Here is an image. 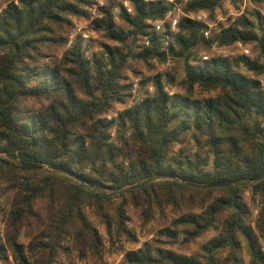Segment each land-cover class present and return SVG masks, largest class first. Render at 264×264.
I'll list each match as a JSON object with an SVG mask.
<instances>
[{
  "label": "trees",
  "instance_id": "16d2710c",
  "mask_svg": "<svg viewBox=\"0 0 264 264\" xmlns=\"http://www.w3.org/2000/svg\"><path fill=\"white\" fill-rule=\"evenodd\" d=\"M16 1L0 0V189H19L6 210L0 264H74L88 251L99 255L105 242L87 207L102 220L110 246L125 251V244L140 243L131 205L144 226L167 207L187 211L126 252L127 264H218L227 249L237 262L241 240L249 264H264L261 14L252 13L257 23L244 14L207 39L208 26L184 16L177 31L166 23L165 32H156L168 2L113 0L92 25L108 41L101 51L91 52L78 36L58 58L53 50L69 43L73 18L89 21L96 0ZM226 2L237 8L242 0H188L185 11L207 12L211 22ZM237 42L253 44L257 57H200L213 44ZM169 61L182 65L180 82L175 68L145 79L141 86L151 84L152 94L108 119L132 98L130 62L153 69ZM30 101L47 105L36 109ZM248 193L258 208L254 225ZM220 223L206 256L171 249Z\"/></svg>",
  "mask_w": 264,
  "mask_h": 264
},
{
  "label": "rangeland",
  "instance_id": "374dc122",
  "mask_svg": "<svg viewBox=\"0 0 264 264\" xmlns=\"http://www.w3.org/2000/svg\"><path fill=\"white\" fill-rule=\"evenodd\" d=\"M113 0H108V3L112 2ZM115 1V0H114ZM107 3V4H108ZM5 7L4 2H0V11ZM184 7V12L186 13ZM242 10H244V14L248 15L252 20H254L257 23V18L252 17V13L259 12L261 16L264 18V5L259 4L255 2V0H242V2L238 5V7H234L230 2L224 3L216 12L214 18L212 19L211 23H215L218 19V17H222L224 19L228 18L230 13L233 14H239ZM117 22L120 20L116 19ZM94 21H82L78 19L73 18V29H71L70 34V40L71 37H73L74 40L79 36L75 34V29L77 26H84L86 27V32L89 33L88 39H83L85 44H89L91 47V52H100L101 46L103 42L108 43L107 40H105L102 37V34L95 32L92 29ZM214 31V29H213ZM69 40V42H70ZM69 43L66 46H58L55 47L53 50L55 56L60 58L62 54L70 47ZM246 48L250 50L249 55H244L240 51H237L236 49L232 47H225L220 45H215L208 49L203 50L200 52V57L202 56H209L210 59L221 57L224 53V51L229 54L230 59H237L240 57L249 58L251 60H254L257 55L258 51L256 47L252 45H245ZM171 68H175L177 72V82H180L181 78L183 77V70L182 65L180 64H171L165 65V66H159L155 65L153 69L148 68L144 64H138L134 62H130L128 69L125 71L126 76L130 79V82L133 84L132 88V98L128 101L125 105H117L114 108V113L111 115L114 117H117V114L124 110L125 108L130 107L138 98L145 97L149 94H152L149 91V88L152 86L151 84H148L146 87H142L141 83L150 77H153L154 75L158 73H165L166 71H172ZM139 75H137V74ZM153 87V86H152ZM200 93V92H199ZM198 93V94H199ZM208 95V94H204ZM47 105V102H37V101H30L28 102L29 107H34L36 109L41 108L42 106ZM185 143V146L188 147V149H193L194 151L198 150V146L195 144H187ZM180 149V146H177L175 148V151H178ZM202 155L205 156L204 151H202ZM19 189L18 187L14 185L4 186L2 189H0V204L1 207H3V211L0 212V237H3L4 230L6 226V210L8 208L9 203L18 195ZM247 203L252 207L253 215L251 217V222L254 225V220L257 217L258 214V208L255 206L254 202L251 200V196L248 193L246 195ZM44 206L43 202H39L38 208H41ZM183 206V205H182ZM182 211L179 209H175L173 207H167L164 209V211L156 212L155 213V219L148 225L144 226L141 220V210L138 208H135L134 206H130L129 208V214L131 216V227L135 230L137 233L140 243L139 244H125V251H120L118 247H111L108 243V238L105 231V226L102 222V220L96 215L95 211L91 207H87L85 213L87 215V218L91 222V224L96 227L99 230V233L104 239V250L99 255H93L89 251L86 252L87 257L82 259H76L74 264H127L126 261V252L131 250H137L140 247H142L145 243L151 242L156 234L161 228L169 225V223L178 217L181 213H185L187 210L185 206L181 207ZM195 211H198V207L195 209ZM222 229L221 223L218 225L217 229H212L208 233H206L202 238L198 239L196 242L190 244V245H184L182 244L183 237L180 238V244H176L171 249L174 250L177 253L182 254H200L202 256H206V250L205 246L208 242L213 240L215 237H217ZM231 256V252L229 249L220 252L217 255L218 258V264H249L250 262V256L247 251L246 243L241 240V250L236 253L238 261H232L229 257ZM74 257H77V254L74 255Z\"/></svg>",
  "mask_w": 264,
  "mask_h": 264
},
{
  "label": "built area",
  "instance_id": "2783aa9c",
  "mask_svg": "<svg viewBox=\"0 0 264 264\" xmlns=\"http://www.w3.org/2000/svg\"><path fill=\"white\" fill-rule=\"evenodd\" d=\"M160 1L168 2L171 6V9L167 14L166 19L161 21V22H158L154 26V30L158 33L166 31V23H168L170 25L172 31H177L178 27H179L180 19L184 16V17H188L194 21L206 24L208 26V30L205 32V37L207 39H210L211 35L213 33V29H214V31H217L218 33H220L223 29H228L231 25L236 23L238 18H240L241 16L244 15V10H242L239 14L230 13L228 18H226V19H224L222 17H218V19L215 23H211L209 20V14L207 12L189 13V14L185 13L184 7L187 6L188 0H160ZM16 3H17V1H16ZM107 3H108V0H96V5L90 11V20L91 21H94L98 17L99 10L101 8H104L107 5ZM124 6L127 9L128 13H131L132 10H131V7L129 6L128 2H125ZM1 12H2V10L0 11V14H1ZM75 34L81 36L82 39H88L90 36L89 33L86 32V27H84L82 25L76 27ZM72 39H73V37H71L69 45L72 44V42H73ZM144 43L146 46H148V44H149L148 39H145ZM168 45H169V41L166 42V46H168ZM215 45H218V44H213V46H215ZM225 47H232V48L236 49L237 51H240L242 54H244L246 56L250 54V50L248 48H246V46L241 42H237L233 45L225 46ZM221 57L226 58V59H230L229 54H227L225 51ZM201 59L203 62H208L211 60L209 58V56H207V55L202 56ZM171 64L172 63L170 61L167 63V65H169V66ZM149 91L151 93L153 92L152 86L149 88ZM112 118H113V116H111V115L108 116L109 120H111Z\"/></svg>",
  "mask_w": 264,
  "mask_h": 264
},
{
  "label": "water",
  "instance_id": "95a60500",
  "mask_svg": "<svg viewBox=\"0 0 264 264\" xmlns=\"http://www.w3.org/2000/svg\"><path fill=\"white\" fill-rule=\"evenodd\" d=\"M260 179H262V177L255 178V179H253L252 181H256V180H260ZM216 186H223V184H221V185H216Z\"/></svg>",
  "mask_w": 264,
  "mask_h": 264
}]
</instances>
